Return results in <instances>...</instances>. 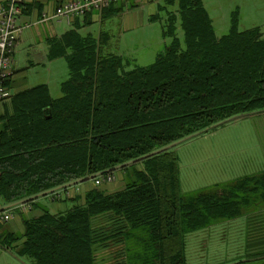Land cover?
<instances>
[{
  "label": "trees",
  "instance_id": "obj_1",
  "mask_svg": "<svg viewBox=\"0 0 264 264\" xmlns=\"http://www.w3.org/2000/svg\"><path fill=\"white\" fill-rule=\"evenodd\" d=\"M163 2L164 15L148 17L161 22L168 40L149 65L105 52L99 38L70 29L59 38L68 62L62 93L52 96L44 83L10 93L12 110L0 128L1 203L96 179L224 118L264 109L262 28H239L234 8L229 30L217 35L203 1ZM139 160L143 167L132 169L123 189L96 186L83 203L24 219V232L11 238L20 240L16 253L30 264H98L96 244L115 237L123 247L113 264H187V233L264 206V171L185 193L168 148ZM103 218L110 231L96 223ZM255 241L264 246V237ZM258 257L264 249L244 260Z\"/></svg>",
  "mask_w": 264,
  "mask_h": 264
},
{
  "label": "rangeland",
  "instance_id": "obj_2",
  "mask_svg": "<svg viewBox=\"0 0 264 264\" xmlns=\"http://www.w3.org/2000/svg\"><path fill=\"white\" fill-rule=\"evenodd\" d=\"M202 1L212 17L217 35L229 30L230 12L236 7L240 14L239 28L259 25L264 31V0ZM159 2L160 5L164 3L163 0ZM158 7L156 6L154 11L164 15V11L162 9L159 11ZM150 9V6L144 9V17L149 16ZM118 19L116 17L111 23L109 21L106 23L113 34L109 47L114 52L120 51L121 44L123 45L121 37L124 34ZM139 30L144 31L147 37L145 43L137 49L138 57H135L133 63L149 65L157 53L153 41L162 34L161 22L147 19ZM176 30L183 42V30L179 26ZM165 40L167 41L168 38ZM168 150L177 158L179 185L181 191L185 193L262 172L264 171V109L237 115L206 131L180 140ZM134 162L133 166L128 167L130 175L132 169L143 167L140 160ZM117 172L118 170L114 169V173L118 176L110 183L120 181ZM69 204L71 205L72 202ZM97 222H102L104 228L107 225V230L110 231V219H97ZM262 237H264V206L258 207L257 210L243 211L235 218L217 221L211 226L187 233L185 236L187 264H227L241 260L236 264H264V257L244 260L248 254H255L256 251L264 249V246L260 247L259 241H255ZM248 240L252 241L249 248L246 246ZM96 246L98 264H113L114 259L122 257L120 248L123 245L115 237L98 241Z\"/></svg>",
  "mask_w": 264,
  "mask_h": 264
},
{
  "label": "crops",
  "instance_id": "obj_3",
  "mask_svg": "<svg viewBox=\"0 0 264 264\" xmlns=\"http://www.w3.org/2000/svg\"><path fill=\"white\" fill-rule=\"evenodd\" d=\"M61 1L63 0H23L21 3V11L16 17L20 30L13 49L12 66L6 77L9 95L40 83L46 84L49 93L54 97L62 93L60 84L68 75V62L66 56L60 53L64 44L63 39L59 41V38L70 29L83 35H94L100 39L101 47L105 52H112L109 44L113 34L106 23L108 21L111 23L118 17L124 36L121 37L123 45L121 44L120 51L116 53H121L135 62V57H138L137 49L145 43L147 37L144 31L139 30L145 20L149 19L144 17V9L150 6L149 14L154 13L155 7L160 5L161 0H120L101 10L90 9L69 20L52 16L56 5ZM2 2L3 0H0V3ZM48 15V19H42L43 16ZM165 42L162 34L154 39L153 46L157 47L155 52H158ZM8 110H12L10 96L0 100V128L3 125L1 117ZM115 170H118L117 174L120 176V181L116 183H110L118 176L113 170L114 177L110 181L95 184L93 178L82 180L55 189L51 193L40 194L30 202H12V207L9 208L4 207L8 204L0 202V264H23L17 257L22 258L14 249V245L20 240L12 241L11 238L13 234L20 235L24 232V219L39 216L45 210L54 213L66 210L73 203H83L86 191L96 186L107 193L123 189L130 177L128 168L120 167ZM105 183L110 185H104ZM69 202L72 204L70 205ZM5 214H8L6 219L3 218Z\"/></svg>",
  "mask_w": 264,
  "mask_h": 264
},
{
  "label": "built area",
  "instance_id": "obj_4",
  "mask_svg": "<svg viewBox=\"0 0 264 264\" xmlns=\"http://www.w3.org/2000/svg\"><path fill=\"white\" fill-rule=\"evenodd\" d=\"M120 0H63L56 5L52 16L69 20L70 18L83 14L90 9L101 10L111 3ZM23 0H3L0 3V100L9 96L8 87L5 85L6 77L11 69L12 54L17 40V33L20 30L16 17L21 11ZM49 18L43 16V20ZM113 174L107 173L104 176L96 177L95 184L102 181H110ZM8 218V214L3 215Z\"/></svg>",
  "mask_w": 264,
  "mask_h": 264
},
{
  "label": "water",
  "instance_id": "obj_5",
  "mask_svg": "<svg viewBox=\"0 0 264 264\" xmlns=\"http://www.w3.org/2000/svg\"><path fill=\"white\" fill-rule=\"evenodd\" d=\"M240 114H243V113H240ZM240 114H236L235 116H231V117H228V118H224V119H222V121H219V122H217V123H214V124H212V125H210V126H215V125H217V124L222 123L223 121H226V120H229V119H233V118H235L237 115H240ZM196 133H198V132H194L193 134H190V135L184 136V137L180 138L179 140H176V141L170 142V143L166 144V146H163V147H160V148L154 149V150H152V152H150V153H147V154H144V155L138 156V158L131 159V160H129V161H125L124 163H121V164L115 165V166H113V167H110L109 171H110V170L117 169V168H120V167H122V166H124V165H126V164H129V163H132V162H134V161H138V160H139L140 158H142V157L150 156V155H152V153H157V152H159V151L166 150V148H169V147L175 145L176 143L180 142V140H183V139H186V138H188V137H190V136H193V135L196 134ZM95 176H96V175H86V176H82V178H78V179H74V180L68 181V183L63 184V185H60V186H57V187H54V189H58V188H62V187H66V186H68V185H70V184H74V183H77V182H81L82 180H86V179L94 178ZM54 189H49V190L42 191V192H40L39 194H36V195L30 196V197H26V199H22V200H19V201H15V202H13V203H17V202H21V203H22V202H26V200H29V199H31V198H35V197L39 196L40 194L51 193V192L54 191ZM13 203H12V204H13ZM4 207L9 208V207H12V206H11V204H8V205H5ZM17 258H18L22 263H24V264H29V263H26L25 261H23L22 259H20L19 257H17Z\"/></svg>",
  "mask_w": 264,
  "mask_h": 264
}]
</instances>
